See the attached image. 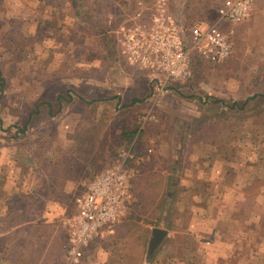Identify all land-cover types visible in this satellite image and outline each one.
<instances>
[{
	"label": "rangeland",
	"instance_id": "rangeland-1",
	"mask_svg": "<svg viewBox=\"0 0 264 264\" xmlns=\"http://www.w3.org/2000/svg\"><path fill=\"white\" fill-rule=\"evenodd\" d=\"M158 1L134 2L131 22L149 25ZM223 1L164 0L186 44L195 23H218L234 51L219 63L192 51L191 76L162 87L124 55L118 0H0V191L14 202L0 264H62L88 168L122 148L142 159L129 164L126 215L81 264H264V0L240 23L220 20ZM237 190L250 195L238 203ZM155 228L168 235L150 259Z\"/></svg>",
	"mask_w": 264,
	"mask_h": 264
},
{
	"label": "built area",
	"instance_id": "built-area-1",
	"mask_svg": "<svg viewBox=\"0 0 264 264\" xmlns=\"http://www.w3.org/2000/svg\"><path fill=\"white\" fill-rule=\"evenodd\" d=\"M157 2L151 23L133 22L122 26L118 41L126 58L144 70L155 74L160 86L168 81L182 82L192 74L194 51L212 63L223 62L234 51L229 33L218 23H195L189 29V44L175 19L168 14L164 0ZM255 0H224L218 7L220 20L240 23L251 16ZM155 118L148 112L143 120ZM152 153V149L148 150ZM142 161L132 149L122 148L89 183L74 201L75 211L63 220L67 245L62 264H81L85 250L98 238L114 233L115 225L126 215L131 197V171L129 164Z\"/></svg>",
	"mask_w": 264,
	"mask_h": 264
},
{
	"label": "crops",
	"instance_id": "crops-1",
	"mask_svg": "<svg viewBox=\"0 0 264 264\" xmlns=\"http://www.w3.org/2000/svg\"><path fill=\"white\" fill-rule=\"evenodd\" d=\"M119 1V4H118V2H116V4H118L119 5V10H118V13L119 14H124V19H123V21H126V20H128V22H127V24H130V23H132L131 22V19L133 20V16H134V13H133V10H128V8L129 7H131L133 4H134V2H136V4H134V5H137V2H138V0H118ZM141 2V1H140ZM140 2H138L139 3V5L141 4ZM143 5V4H142ZM220 6V5H219ZM120 7H124L123 9L121 8L120 9ZM144 12V9H143V7H140V8H137V12H135V14H137V13H140V15H141V13H143ZM132 14V15H131ZM17 15H18V13H16V18H17ZM197 15H199V14H197ZM202 15V14H201ZM127 17H128V19H127ZM145 17H146V15H145ZM6 18H8V17H6ZM5 18V19H6ZM104 30V29H103ZM105 31V30H104ZM109 33V32H108ZM212 146H214V145H212ZM215 165V164H214ZM221 166L220 167H222V168H224L226 165H228V162H226L225 164H220ZM222 172V171H221ZM221 174V173H220ZM247 173H245V177H247ZM15 179V178H14ZM222 180H223V178H221ZM200 180V179H199ZM7 182H8V186H10V184L13 186V187H15V186H17V185H15V183H14V180L10 183V179L9 180H7ZM251 186V184L250 183H248V186L247 185H245L244 186V188H243V190H249V187ZM4 187H5V183H4ZM4 188H2L1 189V191H0V217H3V212L5 211L4 209L8 206V204H14V202L12 201L11 202V199L13 200V195L11 194V192L9 193V194H5V192H4ZM10 190V189H9ZM192 190V189H191ZM11 191V190H10ZM16 191H18L17 193H16ZM250 192V191H249ZM25 194L27 193V192H24ZM170 194V193H169ZM173 194V193H172ZM193 195H196L197 193H196V191H195V193H192ZM232 194V196H236L237 198L236 199H238V203H239V198L241 197V198H244L246 195H250L249 193L248 194H246V193H243V195L239 192V190H237V192L236 193H231ZM12 195V197L9 199V201H8V198H6V197H8V196H11ZM15 196L16 197H18V196H21L20 195V191H19V189H17V190H15ZM231 196V195H230ZM260 196L261 195H256V198L254 199V198H252L253 199V201H256V204L259 206V203H260V205H262V200H261V198H260ZM195 197H197V196H195ZM247 198V197H246ZM246 198H244V199H246ZM249 199V198H248ZM258 201V202H257ZM260 201V202H259ZM230 206V205H229ZM18 207H19V205H18ZM226 207V206H225ZM228 207V206H227ZM61 208V207H60ZM249 208V210L255 215V217L257 216V214H258V212L257 211H255L253 208H251V207H248ZM20 209H22V208H20ZM61 209H63V208H61ZM240 209H241V207H240ZM18 210V209H17ZM230 210V209H229ZM238 210H239V207H238ZM67 214V213H66ZM47 216H44V218H46ZM241 222H239V224H240ZM243 242H245V239H243ZM252 242V241H251ZM253 242H255V241H253ZM238 244H240V240H238ZM254 244V243H253ZM245 246V245H244ZM227 252V249H224L222 252H221V254H220V256H219V258L221 257L222 258V260L223 261H225L226 259H229L230 258V256H229V254L230 253H226ZM240 257H245L246 255H249V259H252V257H253V260H256L257 258H258V256L257 255H259L258 254V252L255 250V251H253L252 253L251 252H245L244 251V249H243V251L240 253V254H238ZM218 258V259H219ZM217 259V260H218Z\"/></svg>",
	"mask_w": 264,
	"mask_h": 264
},
{
	"label": "water",
	"instance_id": "water-1",
	"mask_svg": "<svg viewBox=\"0 0 264 264\" xmlns=\"http://www.w3.org/2000/svg\"><path fill=\"white\" fill-rule=\"evenodd\" d=\"M168 235V232L163 229L155 228L152 231V238L149 243L148 254L150 259L152 258L155 250L159 247L163 239Z\"/></svg>",
	"mask_w": 264,
	"mask_h": 264
},
{
	"label": "trees",
	"instance_id": "trees-1",
	"mask_svg": "<svg viewBox=\"0 0 264 264\" xmlns=\"http://www.w3.org/2000/svg\"><path fill=\"white\" fill-rule=\"evenodd\" d=\"M125 133V136L126 137H129V136H131L133 133H135V131H133V132H127V131H125L124 132ZM91 165H94L93 163H91ZM90 165V166H91ZM98 168H100V167H97L96 169H98ZM89 170H88V175H87V177H88V180H87V183H89V182H91L92 180H93V178L100 172V170L98 171V172H96V169H95V165L94 166H92V168H88Z\"/></svg>",
	"mask_w": 264,
	"mask_h": 264
}]
</instances>
